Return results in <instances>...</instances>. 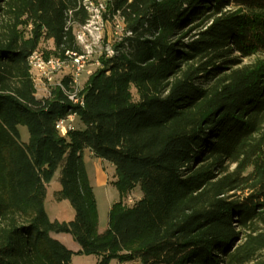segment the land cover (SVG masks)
Returning a JSON list of instances; mask_svg holds the SVG:
<instances>
[{
	"label": "trees",
	"instance_id": "obj_1",
	"mask_svg": "<svg viewBox=\"0 0 264 264\" xmlns=\"http://www.w3.org/2000/svg\"><path fill=\"white\" fill-rule=\"evenodd\" d=\"M104 14L123 33L80 106L60 87L38 96L28 60L44 40L45 57L82 51L85 0H0V264H264V0H107ZM70 113L81 126L63 136ZM86 148L121 194L104 232ZM58 170L70 221L45 206Z\"/></svg>",
	"mask_w": 264,
	"mask_h": 264
},
{
	"label": "rangeland",
	"instance_id": "obj_2",
	"mask_svg": "<svg viewBox=\"0 0 264 264\" xmlns=\"http://www.w3.org/2000/svg\"><path fill=\"white\" fill-rule=\"evenodd\" d=\"M88 1V0H85ZM107 0H89L88 6L91 13V18L88 21L89 25L85 30V34L81 32V28L76 29V34L80 35L79 44L82 43L90 45L94 50L91 64L94 69H97L100 63V56L104 53H112V44L123 33V20L116 16L111 18L105 16ZM99 8H102V13L99 12ZM55 45L53 40H44L40 46V52L43 54L45 51L54 49ZM252 58H243L244 62H249ZM82 81L85 84L89 76L86 73L82 74ZM77 126H81L80 122H76ZM22 140L28 141L29 130L27 126H20ZM83 159L86 165L87 173L91 185L95 191L97 198L98 210H99V226L105 230L108 226L109 212L112 205L121 198L119 189L115 186L113 181L115 180V167L106 159H102L90 152V149L86 148L83 153ZM60 170L55 173L52 181L48 185L46 210L52 219H58L61 221H70L75 217V209L69 200H55V191L60 189ZM140 196H142V190L140 185H137L131 193L127 196V203L133 204ZM72 239V238H71ZM73 243H77L72 240ZM70 244V242H68ZM71 245V244H70ZM78 245V244H77ZM72 246V245H71ZM100 257L95 254H75L73 256V264H97ZM110 264H132L131 262L119 263L116 260H112Z\"/></svg>",
	"mask_w": 264,
	"mask_h": 264
},
{
	"label": "built area",
	"instance_id": "obj_3",
	"mask_svg": "<svg viewBox=\"0 0 264 264\" xmlns=\"http://www.w3.org/2000/svg\"><path fill=\"white\" fill-rule=\"evenodd\" d=\"M88 3L89 0L85 1L89 10ZM102 10L99 8L100 13ZM88 25L89 22L80 27L83 34H85ZM79 38L80 35L78 34L77 39ZM81 46V52L67 51L64 57L55 55L45 57L40 50H35L30 55L28 61L38 96H50L53 87H60L69 101L75 105L84 106L85 98L82 91L85 84L81 77L83 73L90 76L95 69L90 63L94 50L90 45L84 43ZM97 64L101 65L99 62ZM76 117L77 114L70 113L57 121L56 128L63 136L75 129Z\"/></svg>",
	"mask_w": 264,
	"mask_h": 264
},
{
	"label": "crops",
	"instance_id": "obj_4",
	"mask_svg": "<svg viewBox=\"0 0 264 264\" xmlns=\"http://www.w3.org/2000/svg\"><path fill=\"white\" fill-rule=\"evenodd\" d=\"M77 121H80L79 119H78V117H76V119H75V127H76V122ZM91 152V151H90ZM141 197V196H140ZM139 197V198H140ZM138 198V199H139ZM118 201V200H117ZM109 222V221H108ZM99 224H100V222H99ZM107 228H108V226H107ZM106 228V229H107ZM105 229V230H106ZM99 230H100V232H104L105 230H103V229H101L100 228V226H99ZM53 236L55 237V238H57L58 240H60L61 242H63L65 245H67L70 249H72V250H74L75 252H77V251H79L80 250V245L78 244V243H73V241L72 240H74L73 239V237L70 235V234H68V233H53ZM72 238V239H71ZM75 241V240H74ZM68 242H70V244L72 245H70V244H68ZM78 244V245H77ZM133 264V263H132Z\"/></svg>",
	"mask_w": 264,
	"mask_h": 264
}]
</instances>
